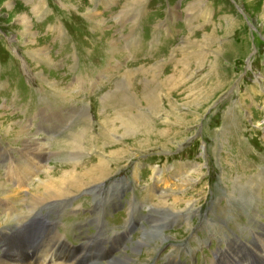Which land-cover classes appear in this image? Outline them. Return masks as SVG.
<instances>
[{
  "label": "rangeland",
  "instance_id": "rangeland-1",
  "mask_svg": "<svg viewBox=\"0 0 264 264\" xmlns=\"http://www.w3.org/2000/svg\"><path fill=\"white\" fill-rule=\"evenodd\" d=\"M21 125L44 160L13 133ZM0 144V197L12 208L0 207L3 264L45 259L58 231L31 262L20 225L57 210L77 263L131 226L112 261L238 264L239 252L240 263L264 264V0H0ZM11 155L21 188L3 182ZM25 157L31 176L17 168ZM105 158L94 182L88 171ZM45 171L74 188L35 204ZM9 236L20 240L14 260Z\"/></svg>",
  "mask_w": 264,
  "mask_h": 264
},
{
  "label": "bare ground",
  "instance_id": "bare-ground-1",
  "mask_svg": "<svg viewBox=\"0 0 264 264\" xmlns=\"http://www.w3.org/2000/svg\"><path fill=\"white\" fill-rule=\"evenodd\" d=\"M105 16V15H104ZM103 18V17H102ZM27 20V19H26ZM29 20V19H28ZM103 20V19H102ZM27 23V22H26ZM170 78H173V76L172 77H169V78H167V79H170ZM172 82H173V79H172ZM169 83V82H168ZM172 84V83H171ZM157 86H160L159 85V83L158 84H153L152 83V86H150L149 88H148V92L146 93L145 91V93L147 94V96H146V100H145V104L146 105H148V111L151 113V114H153L152 116H155L156 115V113L157 112H159L160 110H158V108H159V102H158V99L159 98H156L155 96H156V94L155 93H158V91H157ZM165 86V85H164ZM154 87V88H153ZM143 92V91H142ZM145 94V95H146ZM143 95V97L145 96L144 94H142ZM130 98V97H129ZM132 98V97H131ZM127 99V98H126ZM133 100V99H132ZM131 100V101H132ZM123 101V100H122ZM135 101V100H134ZM133 101V102H134ZM135 103V102H134ZM139 102L137 101V106L138 107H140V105L138 104ZM134 105V104H133ZM135 106V105H134ZM136 107V106H135ZM136 109V108H135ZM3 110V109H2ZM126 112V111H125ZM128 114V113H127ZM136 115V114H135ZM158 115V114H157ZM11 116V115H10ZM123 117V116H122ZM128 117L130 118V117H132V114H128ZM147 117V116H146ZM11 120V119H10ZM133 120V119H132ZM11 122V121H10ZM14 124V123H13ZM21 124V123H20ZM136 124V123H135ZM134 124V125H135ZM132 126V125H131ZM124 127L125 128H128L129 127V124H127L126 123V125H124ZM9 130V129H8ZM28 128L26 127V126H24V125H21V126H18L17 127V129H16V131H14L13 133L14 134H16L17 135V138H22L21 140H22V142H23V144L25 145V143H26V149H28V150H30L31 152H33V149H35V151H37V154H35L34 156H33V159H35L37 162H39V161H42V160H44L45 159V157L46 156H48V154L47 153H45L46 152V147L43 145H41L40 144V141H39V139H38V137L35 135V134H29V132H28ZM12 130H10V131H8V132H11ZM5 132V131H4ZM84 132H86V131H84ZM87 133V132H86ZM8 134V133H7ZM16 135H15V137H16ZM87 135V134H86ZM22 142H20V143H22ZM33 147V149H31ZM104 148V147H103ZM80 149V148H79ZM108 160H111L110 158H105V160H102V161H100V162H98L97 164H94V168L92 169V170H89L88 172L89 173H93V174H90L91 176H95V178H93L92 180H94V182L96 181V180H99V179H101V178H103L104 176H106L107 175V173L104 175V176H102L101 175V171L102 170H107V168H106V161H108ZM25 165H23V166H18L17 168H24V171H27L28 169H29V167H30V172H29V176H31L32 175V173L33 172H35L34 170H35V166H37L36 164H34V162L35 161H31V160H28L26 157H25ZM33 164H34V166H33ZM33 166V167H32ZM44 170V169H43ZM42 170V171H43ZM73 171V170H72ZM109 171V170H108ZM17 173V170H16V168H14V169H9L8 168V174H10V175H15ZM45 173H46V171H45ZM69 173V172H68ZM72 173V172H71ZM95 173H97L98 174V176L96 177V175L97 174H95ZM54 174V172H47L46 173V175L43 177V179L42 180H40V182L38 183V189L39 190H41V194H42V198H40L39 200L38 199H35V200H33L34 202H35V204H41V203H45L46 201H48L49 199H53V198H57V197H61V196H63V195H67L68 193H69V191H71L70 189H71V187H69V183L68 182H65V181H62V180H58V181H54L56 178H55V175H53ZM28 174H26V176H25V178H27V180H28V176H27ZM69 175V174H68ZM81 175V174H80ZM59 176V175H58ZM61 176V175H60ZM70 176V175H69ZM18 177H19V175H18ZM71 177V176H70ZM83 177H85L84 175H83ZM55 178V179H54ZM62 178V177H61ZM82 178V177H81ZM108 178V177H107ZM48 179V180H47ZM74 179V178H73ZM47 180V181H46ZM66 180H67V176H66ZM91 180V179H90ZM22 181H23V179H22ZM30 181V180H29ZM79 182V181H78ZM82 182V181H81ZM75 183V182H74ZM3 184V183H2ZM85 185H86V183H84ZM66 185H68V186H66ZM1 186V185H0ZM65 186V187H64ZM74 186H76V185H74ZM4 188H5V185H4ZM7 188V187H6ZM72 188H74V187H72ZM3 189V188H2ZM65 192V193H64ZM66 198H67V196H66ZM12 199V198H11ZM58 199H60V198H58ZM57 199V200H58ZM32 201V202H33ZM167 203V202H166ZM47 204V203H46ZM168 204V203H167ZM54 205V204H53ZM175 214V213H174ZM30 220V219H29ZM6 221V220H5ZM4 221V222H5ZM9 223V222H8ZM263 226V225H262ZM155 226H153L152 227V229L154 228ZM158 227V226H157ZM160 228H161V226H159L158 228H155L154 230H152V232H150V234L151 235H158V234H156V233H160ZM162 233V232H161ZM8 238H10V239H12L11 240V244H12V248H15L14 250H11L10 251V253H8V251L6 252V254L8 255V256H6L5 255V259H11V260H14L13 258L14 257H19L20 256V252H19V245L20 244H15V242H18V243H20V240H17L16 238H14V237H6V239H8ZM18 238V237H17ZM169 239H167V237L165 236V238L161 241V242H167ZM10 242V241H9ZM149 242V241H148ZM147 242V243H148ZM154 244V243H153ZM255 244V243H254ZM139 246H145V244L143 243V242H139V243H137L135 246H133L132 247V250L133 251H138L139 249H140V247ZM18 248V249H17ZM147 248V247H146ZM147 251H148V249L147 250H144V253L146 252L147 253ZM259 251V250H258ZM59 252H61V253H59ZM153 252H154V250H153ZM256 252V251H255ZM254 252V253H255ZM259 253V252H258ZM4 254H5V252H4ZM40 254V253H39ZM62 254H64L65 255V257L62 255ZM143 255V254H142ZM251 255H253V254H251ZM117 257V256H116ZM260 257V256H259ZM226 258H228V257H226ZM236 258H239L240 259V261H238L239 263L238 264H242V263H240L241 262V256H240V253L238 252V254H237V257ZM262 259V258H261ZM264 259V258H263ZM44 260H46L45 262H44ZM140 260V259H139ZM220 260H222V259H220ZM228 260H229V258H228ZM227 260V261H228ZM26 261V260H25ZM24 261V262H25ZM249 261V260H248ZM23 262V263H24ZM31 262H35V260H32ZM39 263L38 264H77V261H76V259L75 258H72V255H71V253H69L64 247H62V246H60L59 244H58V242H56L55 244L53 243L52 244V246L50 245L49 246V249H48V251L46 252V258L45 259H43V260H41V259H39V261H38ZM80 262V261H79ZM134 262H136V261H134ZM133 262V260L129 257V255H124V256H120V257H118L117 258V260L114 262V261H111V262H109V263H107V264H132V263H134ZM219 263V262H218ZM24 264H28V263H24ZM94 264H96V263H94ZM136 264H144V263H137L136 262ZM170 264H175V263H173V262H170ZM244 264V263H243ZM263 264V263H262Z\"/></svg>",
  "mask_w": 264,
  "mask_h": 264
},
{
  "label": "flooded vegetation",
  "instance_id": "flooded-vegetation-1",
  "mask_svg": "<svg viewBox=\"0 0 264 264\" xmlns=\"http://www.w3.org/2000/svg\"><path fill=\"white\" fill-rule=\"evenodd\" d=\"M124 254V253H123ZM122 255V254H121ZM121 255H118L119 257L121 256ZM118 257H116V259H117Z\"/></svg>",
  "mask_w": 264,
  "mask_h": 264
}]
</instances>
